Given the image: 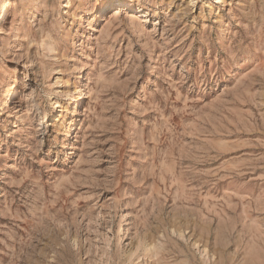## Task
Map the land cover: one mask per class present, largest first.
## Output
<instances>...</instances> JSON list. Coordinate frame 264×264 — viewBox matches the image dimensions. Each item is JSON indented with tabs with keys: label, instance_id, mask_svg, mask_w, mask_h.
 <instances>
[{
	"label": "rangeland",
	"instance_id": "rangeland-1",
	"mask_svg": "<svg viewBox=\"0 0 264 264\" xmlns=\"http://www.w3.org/2000/svg\"><path fill=\"white\" fill-rule=\"evenodd\" d=\"M0 264H264V0H0Z\"/></svg>",
	"mask_w": 264,
	"mask_h": 264
},
{
	"label": "bare ground",
	"instance_id": "bare-ground-1",
	"mask_svg": "<svg viewBox=\"0 0 264 264\" xmlns=\"http://www.w3.org/2000/svg\"><path fill=\"white\" fill-rule=\"evenodd\" d=\"M8 14V8H5V12L4 15L2 16V18L0 19V22L7 16Z\"/></svg>",
	"mask_w": 264,
	"mask_h": 264
}]
</instances>
